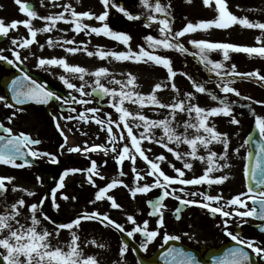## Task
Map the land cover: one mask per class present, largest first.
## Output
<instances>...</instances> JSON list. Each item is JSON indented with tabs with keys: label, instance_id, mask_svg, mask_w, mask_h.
Instances as JSON below:
<instances>
[{
	"label": "snow or ice",
	"instance_id": "snow-or-ice-1",
	"mask_svg": "<svg viewBox=\"0 0 264 264\" xmlns=\"http://www.w3.org/2000/svg\"><path fill=\"white\" fill-rule=\"evenodd\" d=\"M15 3L19 5L22 13L27 14L29 19L22 21L12 20L10 23L6 24L5 21L0 18V36H8L10 30H16L18 25L22 24L27 29L29 38L11 39V44L15 46L12 49L11 59L6 55L0 54V60L15 65L22 73L21 76H16L9 85L11 90V100L18 104H23L26 100H33L42 104H47L51 100L62 101L64 104L69 105L71 112H76L77 109L71 106L72 103L74 102L81 105L89 104L90 101L83 98L85 96H91L93 93L98 92L101 99L108 97V103L118 114V119L113 120L111 113H106L103 119L95 115L92 117L85 115V113H98L100 109L96 107L86 108L83 112L79 113V118L85 121L93 119L102 129H105L106 126L108 141L111 143L110 150L111 152L116 153L114 158L118 165L122 166L125 160H130L132 162V171L135 174V186L129 188V191L133 198H135L138 193H147L153 188L161 189L162 194L157 198L155 203H153V201H148L150 207L153 208V211L149 215L159 216V219L157 220V228L154 230L148 229L149 222L147 220L143 221L142 225L138 224L133 215H127L126 220L131 222L134 227L131 230H126L123 224L110 218L107 212L101 213L96 210L91 212L85 211L74 218H70L68 222L57 223L45 213L43 208L45 200L48 199V195L42 197L38 203H32L31 205L26 204V201L23 198H20L12 204L3 202L4 211L0 212V260L3 261V264H99L94 256H85L82 249L79 247L78 241L80 237L77 233V229L82 227V222H98L102 226L114 228L122 233L126 232L128 237H134V234L140 233L144 237L143 242L140 244V248L146 251L149 244L161 235L160 229L165 227V220L162 211L165 206L162 202L169 196L177 199L182 205L198 204L205 209H209L212 213H219L224 218L222 220L224 232L236 243L231 247L226 248L222 254L213 255L210 258L211 264H253L250 252L246 249H251L252 253H255L258 257L264 258V246H260L255 239L243 238L240 233H234L233 231H230L228 227L230 224V217L233 215H238L241 218L255 216L264 220V192L258 194L259 199H257L256 196L247 197V199L254 202L251 209H248L246 200L241 198L244 196L243 193L232 197L230 200L224 201L223 205H219V202L224 199L223 196L219 194L209 195L200 192L186 193V195L192 197L200 195L203 197L202 201L184 199L180 195H177L178 191L181 193L185 192L183 186L186 185L198 186L204 183L209 185H219L229 178L227 174L216 177L209 175L214 171L230 166L226 163H217V160H227L229 141L226 133L217 131L214 123L211 125L209 124V118L223 114L230 116L233 124H239L240 121L232 115V102L228 101L226 96L221 98L214 93H209L203 83L197 82L187 73L182 74L192 82L196 92L210 94L211 98L218 101L220 106L206 109L193 103L195 98L193 92L184 93L183 97H181L180 90L177 88L174 81L171 84V88L177 93V95L173 98L172 103H163L157 96L158 90H161L162 87H167V85H162V83H156L152 92L145 95L133 90L134 88H137L138 85L136 84V77L131 73L121 74L126 75V79H116V75L107 67L101 66L94 71H90L84 66L69 63L66 57H41L38 59L37 67L45 68L46 70L50 66L61 67L64 70V74L59 76V80L67 89L79 93L81 98L77 99L72 96L71 91L68 96L57 94L55 91L50 90L45 83L33 79V77L21 67L23 61L27 59V57H22L20 50L29 48L33 43H38V32H51L57 28L58 22L63 21L64 23L71 24L72 30L77 34L81 31L87 30L89 35L92 33L97 35L104 34L121 41L126 45L129 43L131 37L123 32H113L107 23H103L101 27H93L83 22L84 18H94L103 22L109 15L107 10L96 15L94 12L90 11H76L71 3H67L63 5V11L39 17L38 13L30 3L24 2V0H15ZM43 3L44 0H41L42 6ZM102 3L104 4L105 9L112 6V0H102ZM141 3L145 8L149 9L147 21L158 22L160 25L159 38L152 35L145 37L149 42L148 48L139 46L138 51H133L130 47L127 51H116L106 50L98 46L97 50L93 52L88 50L84 41L77 44L74 39L57 38L54 40L52 37L48 38L47 44L49 47L56 45L64 47L65 45H69L65 50L70 54L83 51L88 56L96 55L101 59L111 57L117 61H133L137 63L152 61L156 65L165 67L168 72L169 80H173L177 75V71L172 67L171 58L156 54V49H173L181 53H187L189 51L188 48L180 42L179 38L184 37L186 34L194 32L197 29L207 30L213 26L219 29H226L233 24L239 23L248 28L264 30V22L250 21L247 17H237L229 10L227 0H214L218 13L215 19L200 20L196 24L188 22L181 30L173 32L170 20L166 18L170 15L167 11L170 4L162 5L160 0H141ZM203 3L205 6H212L213 0H203ZM117 7H119V11L125 16H128L129 19H139V16L133 15L124 7L118 5ZM65 13H68V16H66ZM155 13H162L165 18H159ZM35 18L43 20L45 22L44 27L35 28L32 23V19ZM149 26H151V24H149ZM59 31L64 30L59 29ZM260 39L261 37H257L258 41ZM189 43L196 49V51L190 54L198 57L210 72L215 73L216 77L219 79L217 87L224 94L227 95L229 93H234L237 96L241 95L236 88L232 87L233 81L238 77H257L259 81L264 82V75H261L258 70L248 73H240L237 71L236 65L233 64L228 68L223 62L230 59V51L244 52L249 55L258 54L259 56L264 57V46L249 47L235 43L212 42L203 39L190 40ZM81 45L85 46L81 47ZM39 47L43 48L44 45L41 44ZM214 50L222 51L223 61H213L209 59V53ZM3 51V49H0V53ZM89 75L94 77L91 85H89V81L85 78ZM109 77L110 79H108ZM73 79L79 80L81 83L77 85L72 82ZM104 79H108V82L111 85H118L119 90L117 87L107 86L102 82ZM86 86H91L92 92H85ZM244 98L251 100L250 97ZM126 101L138 105L140 109H142L145 106V102H147L148 105L154 106V110L155 108L167 109L168 114L161 119H151L144 115L140 110L135 112L129 110L124 106ZM0 102H3L6 107H13L5 96H0ZM256 103L264 102L256 101ZM177 111L186 113L189 119L181 124L176 120ZM13 116H15V113H13L12 116H9L8 120L11 121ZM75 118L76 117L73 116L65 117L67 120ZM255 123L260 136L264 137V117L257 116ZM181 127L183 128L182 132L179 131ZM0 128L6 133V135H0V163L23 167L25 164L31 163V161L28 160V156L34 158L49 156L52 158L53 163L57 162L53 154L33 149L31 145H38L41 142L32 139L29 134L23 132L13 134L12 129L5 127L3 123H0ZM57 128L60 129L61 135L64 136L65 143H67V136L64 134L63 129L60 128L59 123H57ZM114 128L117 130L116 132L113 131ZM140 128H143L142 132H134V129L139 130ZM157 128L162 129V135L159 137H157L154 132V129ZM190 130L194 131L190 132ZM144 141L159 144L165 148L167 152L172 153L177 160H183V168H176L175 165L169 163V166L174 169L177 175L173 176L166 174L162 170L160 163L167 160L166 156L161 153L154 159L150 158L148 155L150 149H144L142 147ZM214 142L223 144V153L218 154L209 148V145ZM172 143L177 147H179L180 144H187L190 147V151L183 153L177 151L169 146ZM245 143H248V141H245ZM85 144H87V142H85ZM121 144L122 147L120 146ZM200 146H203L207 150V157L198 154V148ZM60 147L63 149L65 145L62 144ZM258 149L255 166L251 168V177L253 180H256L258 185H264V166L261 165L260 161V154L264 153V144H259ZM67 150L69 152L84 151L85 153L88 151L95 152L97 150H103L107 153L109 149L104 145H92L90 148L86 147L83 149H81L80 146L68 147ZM237 151L239 150L237 149ZM138 157L145 161L148 167V170L144 175H141V173L135 168V162ZM188 157H191L192 159H200L202 161L206 159L210 167L206 168L204 173L198 177L194 176L193 178H187L185 176V170H191L193 168L192 163L187 159ZM17 158L23 160V164H17ZM258 170L259 178H257ZM79 171H86L89 173V183L96 186L93 176L100 174L95 161H92L91 166L84 170L76 168L66 169L59 177V183L50 190L53 205L57 209L59 208V205L55 203L56 194L58 190L64 188L65 177L69 173ZM124 175L126 174L121 168L119 176L112 178L105 186L98 188V191L95 194V199L90 201V203L95 204L97 201L107 199L111 202L112 209H121V204H119L113 196L109 195V192L118 186H124L125 188L129 187L122 179H120V177ZM145 176L154 177L152 183L144 182L141 184L140 181H143ZM12 179L13 178L11 177L0 175V194H3L6 191L5 181H11ZM100 179H104V176L100 175ZM176 185H180L181 187L177 189L175 187ZM12 190L17 191L18 189L14 187ZM19 190L27 191L24 189ZM248 192L251 193L252 189L249 188ZM28 195L31 196L34 195V193L28 192ZM62 198L68 199L69 197L64 195ZM72 199H75V197H72ZM210 202H216L219 206H213ZM257 205L259 206V211H257ZM232 206H242L246 210L240 211L236 207H233L231 212L226 210L228 207ZM23 207L30 209L28 217L25 218V223H21L18 218L23 215L21 211ZM181 212L182 209L180 207L175 209V216L177 219L180 218ZM42 220H49L53 223L55 230L49 231L46 227H42ZM60 230H69L71 235V240L63 247L59 244L53 245L51 243L54 237H59ZM261 230H264V226L261 227ZM5 233H7V235H5ZM185 235L188 234L185 233ZM180 239L181 237L179 235H170L167 232L163 233V244H168L169 241H178ZM163 244L161 247H163ZM101 247H103V245H101ZM65 248L67 250H65ZM128 249V243L124 242L120 248L121 257L125 255ZM132 251H136V249H132ZM161 259L164 260V264H203V262L191 251H186L185 248L177 247L175 245L168 247L166 251H163L161 253ZM141 264H143V261H141Z\"/></svg>",
	"mask_w": 264,
	"mask_h": 264
},
{
	"label": "rangeland",
	"instance_id": "rangeland-1",
	"mask_svg": "<svg viewBox=\"0 0 264 264\" xmlns=\"http://www.w3.org/2000/svg\"><path fill=\"white\" fill-rule=\"evenodd\" d=\"M173 2L178 5V7L181 10V14L184 15L183 20L180 23H177L173 26L175 30L179 31L181 30L188 22H192L193 24L198 23L200 20H209V19H215L218 15L217 9L215 7V3L213 0L212 6H205L203 3V0H190L189 2H185L184 0H173ZM41 4L36 3V6L38 9H40ZM112 5L115 4L112 2ZM227 5L229 10L236 15L237 17H247L250 21H260L264 22V0H227ZM99 6V8H97ZM239 6V7H237ZM92 7L93 11L98 12L96 15L104 12L105 6L102 3V0H92ZM112 9V6L108 7ZM0 18H2L5 23H10L12 20H18L22 21L25 19H29L27 14L22 13L20 11L19 5L15 3V0H0ZM126 18V17H125ZM127 22V21H126ZM32 23L35 28H42L44 27L45 22H43L39 18L32 19ZM128 24L125 27L126 34H128L131 39L129 43L122 44L113 41H99L101 43H97V45H104V49L106 50H116V51H127L129 47L133 51H138L139 46H143L142 43H145V40L136 36L137 32V26L134 23L127 22ZM151 22H147V24H150ZM131 24V25H130ZM157 26H160L159 23H156ZM102 23L94 24L93 27H101ZM141 27V24L140 26ZM173 30V29H172ZM173 30V32H175ZM44 32H38L37 33V41L38 43H33L29 48L21 49V55L22 57H27L23 61V63H27L32 65L35 59L45 57V58H60V57H66L67 59H70L72 56L70 53L66 52V47L69 45H65L64 47H60L59 45L49 47L48 44L43 48L39 47L40 39L39 34ZM47 33V32H45ZM257 37H261V39L258 41ZM12 38H29V33L27 29L21 24L18 25L16 30H10L8 36H0V49L6 50L5 52L8 53L7 56L11 59L12 58V49L15 47L11 44ZM110 38V36H108ZM101 40V35L95 34V38ZM180 42H182L185 46L189 47L193 52L196 51L194 46L189 43L190 40H208L212 42H228V43H235L238 45H244L249 47H261L264 46V30L260 29H253L248 28L245 26L240 25L239 23L233 24L230 27L226 29H219L216 27H212L207 30L197 29L194 32L186 34L184 37L179 38ZM90 46L89 44H87ZM146 48L147 45L145 44ZM91 48V46H90ZM93 52L97 50V47H92ZM80 52V51H79ZM214 52L219 57H223L222 51H215ZM4 53V51L2 52ZM156 54L162 55L160 52L156 51ZM167 56L168 55H163ZM89 57V56H88ZM171 57V56H170ZM174 57V56H173ZM171 57V58H173ZM220 57V58H222ZM229 61H225L228 63V65H236L237 71L240 73H248L253 71H259L260 73L263 72L264 75V57L259 56L258 54H252L249 55L244 52H235L230 51L229 52ZM92 60L96 61L93 63V65H90L86 67L90 71H94L97 68L103 66L110 69L112 73L116 75V79H126V75L121 74H127L131 73L136 77V84L138 85L137 88H134L133 90L138 91L140 93H143L145 95L150 94L152 92V89L156 83H162V85H167V87H162L161 90L157 91L158 98L163 103H172L173 98L177 95V93L171 88V84L174 81L177 88L180 90V95L183 97L184 93L187 92H193L194 93V100L193 103L204 107L206 109H209L211 107H218L219 102L216 100H213L211 98V95L208 93H198L193 87L192 82L182 73H192L193 79L197 80L199 83H203L205 87L208 89L209 93H214L218 97H221V90L216 86V84H210L209 77H216L215 73H212L208 70V68L205 67V65L201 66L199 63L193 64L192 59H187L186 66L182 65H174L173 69L177 71V75L173 78V80H169L168 78V72L167 69L163 66L156 65L152 61H146V62H133V61H117L111 57L107 59H101L96 55L90 56ZM191 58V57H190ZM201 64H203L200 61ZM23 66V64L21 65ZM85 67V66H84ZM5 70V68H0V70ZM89 81V85H91V82L93 81L94 77L92 76H86L85 77ZM110 79V77L108 78ZM108 79H104L102 82H104L109 87H117L119 90L118 85H111L108 82ZM238 80L239 77L237 78ZM246 82L254 81L258 83V79L256 78H245ZM80 83H77L79 85ZM235 87V86H232ZM262 87V86H261ZM91 89V86H86L85 91L89 92ZM214 88V89H213ZM264 89V87H262ZM240 93H245L247 95L251 96V91L248 90L249 87H247L246 84L238 85V88H236ZM0 96H5L3 89L0 87ZM222 96L228 97V101L232 102V108L233 110L232 115L236 117L240 121L239 124H233L231 122V117L226 116L223 114L216 115L209 118V124H215L216 130L221 133H226L227 138L229 141V148L227 150V160H217L219 161V164H228L229 167H224L223 171L225 174L228 175V179L224 181L223 183L228 184L230 189L225 193H220V195L223 196V198H228V200L231 199V196L233 194H241L245 193L242 189H246L245 184L241 186L240 182H243L244 179H241L243 177V173L246 169V158L248 155V147L247 143H245L246 138L251 130V125L253 122H255L256 117H264V103H247V101H242L241 99H237L234 93L232 96L229 94H222ZM262 97L264 99V94H262ZM222 98V97H221ZM233 98V99H232ZM79 99V98H77ZM84 99H88L90 101L87 105H81L77 104L80 108L82 106L90 107V106H96V101L92 95L86 96ZM109 98L106 97V100H103L100 102L102 105L108 104ZM63 106H68L67 104H64L62 102ZM125 107H127L129 110L135 112L137 110L142 111V113L146 116H148L151 119H161L165 115L168 114L167 109H160L155 108L152 105H148L147 102H145V106L140 109L138 105L132 104L128 101L125 102ZM6 106L3 102H0V112L4 113L6 110ZM84 110V109H82ZM81 110L77 109L76 115L79 116ZM105 112H100L99 114H95V116H98L99 118L105 117ZM86 115V114H85ZM194 115V114H193ZM87 116V115H86ZM92 115H88V117H91ZM189 117L186 113H181L177 111L176 114V120L183 124L185 120H188ZM91 120V119H90ZM142 132L143 128H140L139 130L134 129V132ZM179 131H183V128L181 127ZM194 130H190L192 132ZM116 132V130H115ZM155 132V131H154ZM156 134V133H155ZM162 135V129L157 128V136ZM122 145V144H121ZM172 147L179 151L182 149V151L187 150L190 151V147L187 144H180L179 147H177L174 143L171 144ZM150 142L144 141L142 144V147L144 149H149ZM209 148L218 153L221 154L224 152L223 144L221 143H213L209 145ZM237 149L239 151H237ZM198 154L200 156L207 157L208 152L203 147L200 146L198 148ZM189 162H197L199 161L203 165V169L205 171L206 168L210 167L207 160H196L192 159L191 157L187 158ZM2 163H0L1 165ZM144 165V162L137 158L135 162V168L138 170L141 166ZM123 167V172L126 174L125 176L121 177L125 184H127L129 187L125 188L124 186H119L120 191L117 193H111V190L109 192V195L113 196L115 200L121 204V209H112L111 208V202L107 199L103 201H97L95 204L90 203V201L95 199V194L98 191L99 187L105 186L107 183L110 182V179L108 176H104V179H100L98 175H96L95 185L92 186V189L90 190V198L88 201H85L86 199V192L81 190V188H77L76 190V206H66L64 210L67 212L66 217H72L75 216V213L80 212H91L93 210L99 211L101 213L107 212L110 216V218L115 219L118 223H121L124 225L126 230H131L134 225L131 222H128L126 220L127 215H133L136 219V222L138 224H143V221L147 220L149 222L148 229L154 230L157 228V218L154 219L150 217L149 210L147 207V202L152 194L149 193H138L135 198H133L130 195L129 188L134 187V179L135 174L132 171L133 164L130 160H125L123 165L120 166ZM144 170V169H142ZM15 173V172H14ZM10 173L6 174V168L5 166H0V175L8 176ZM144 175V174H141ZM13 178L11 181H5V185L7 188V192L4 196L0 198V212L4 211L3 208V202H6L7 204H12L16 201H18L20 198H23L26 201V204L31 205L32 203H38L42 199V194H36L37 190L40 187V182H38L37 186H28L26 183L27 180H21L22 182L20 184H16L17 178L12 176ZM145 182H148L149 176L144 179ZM141 184L144 183V181H140ZM234 186V187H233ZM17 188V191H13V188ZM19 189H24L27 191H22ZM28 192L34 193V195L29 196ZM82 194L83 202L81 204L78 203V196ZM12 195V196H10ZM11 198V199H10ZM244 199V197H243ZM240 207V206H239ZM101 208L103 211H101ZM237 208V207H236ZM76 209V211H75ZM23 215L18 217L20 220L25 219L28 217L30 209L27 207H23L21 209ZM163 211V218H169L165 216L166 208L162 209ZM76 217V216H75ZM64 218V217H61ZM238 220V219H237ZM177 224V225H176ZM42 227H46L49 231H54V225L49 220H42ZM161 235H159L154 241H152L147 250L145 251L143 249V252L146 256H150L155 251H157L159 248H161V245L163 244V233L167 232L170 235H179L181 237V229L178 223H174L173 226H169L168 221L165 223V227L160 229ZM77 233L80 237L78 244L79 247L82 249L85 256H94L99 264H139L137 261V258L135 257L132 248L129 246L128 251L125 253L123 257L120 255V248L122 247V239H121V233L119 230H116L111 227H105L101 226L94 222H82V227L77 229ZM7 235V233H5ZM257 234L254 235V239H257ZM133 241L138 243L139 245L143 242L144 239H141L139 233L134 234V237H132ZM71 240V235L69 230H60L59 237L53 238L51 243L53 245L59 244L60 246H64L67 242ZM94 241V242H93ZM103 245V247H101ZM164 245V244H163ZM65 250H67L65 248Z\"/></svg>",
	"mask_w": 264,
	"mask_h": 264
},
{
	"label": "flooded vegetation",
	"instance_id": "flooded-vegetation-1",
	"mask_svg": "<svg viewBox=\"0 0 264 264\" xmlns=\"http://www.w3.org/2000/svg\"><path fill=\"white\" fill-rule=\"evenodd\" d=\"M24 2L34 3L35 6L33 7L38 13L39 17L61 12L63 11V5L67 3H71L73 8H75V10L79 12L90 11L94 12L95 14L98 13L96 11H93L92 0H44L43 6L39 5L40 9L37 8L36 3L41 4V0H24ZM112 2L115 5H112V9L107 8L109 15L105 21L101 22L94 18H84L83 22L91 26L99 22L102 23V25L103 23H107L109 28L113 32L126 33L125 15L119 11V7H117V5L122 6L125 9H129L140 4L141 0H112ZM162 3L163 5L170 4V7L167 9V11L170 13L168 19L171 22L178 23V21L181 22L183 20L184 15L181 14L182 12L180 8L173 2V0H164V2L162 1L161 4ZM97 8H99V6ZM65 15L68 16V13H65ZM59 29H63L64 31H59ZM172 29L175 30V28L173 27ZM39 35L40 45L42 44L46 46L49 37H52L54 40L57 38L74 39L77 44H79V42L81 41H84L89 51L94 50L92 49V47H106L102 44L97 45V43H101L99 41L102 40L107 42L108 40L113 41L116 42V44L120 42L114 38H108V36L104 34H100L101 40L94 39L95 33L89 35L87 30L81 31L79 34H77L72 30L71 24L64 23L63 21L58 22L57 28L53 31L47 33H40ZM87 44H89L91 48ZM85 45H81V47H84ZM185 47L188 48L187 46ZM188 50L189 51L187 53H181L177 50L169 49L167 53L172 55V57L174 56L173 58L170 57L172 60V67L176 64L186 66V64L188 63L187 59H191V50L189 48ZM5 51L6 50H4V53L0 54L7 56L8 53H6ZM71 56L72 57L70 59H67L68 62L71 64H78L81 66L88 67L96 62L92 60L90 56L88 57V55L83 51L71 54ZM38 59L39 58L35 59L34 61H31L33 62L32 65L23 63V66L21 67H23L24 70L33 77V79H36L38 82L46 83L50 90L55 91L57 94L68 96L71 90L67 89L66 86L63 85V83L59 80V76L64 74V70L59 66H50L47 68V70L45 68L37 67ZM192 63L195 64V59H192ZM1 67L5 68L6 71L2 69L0 70V81L5 76L12 77L13 73H15L19 69L15 65L9 64L3 60H0V68ZM72 82L76 84L81 83L79 80L76 79H73ZM3 92L5 94V97H7L8 99V102L12 104L9 98V94L4 90ZM90 92H92V88L89 90V93ZM71 94L76 98H81L80 94L75 91H71ZM92 96H94V93L92 94ZM71 106L81 110L80 112H83L86 108H89L85 106H82L80 108L74 102ZM90 107H96L100 109V111L95 114H99L103 111L105 113H111L113 120L118 119V114L109 105V103L103 106L100 104V102L96 101V106ZM13 113H15V116H13L12 120L9 121L8 117L12 116ZM85 114L87 116L95 115L92 113ZM68 116H73L76 118L72 120L65 119V117ZM101 119H103V117H101ZM0 123H3L5 127L11 128L13 134H19L23 132L29 134L32 139L39 140L41 143H39L38 145H31V147L40 152L51 153L56 158L57 162L53 163L52 158L49 156H40L35 158L30 156L32 157L31 163L25 164L23 167L5 165L3 163L0 165L5 166L6 174L10 173V177L14 176L15 178H17V181L15 182L16 184H20L22 182L21 180H27L26 183L28 184V186H37L38 182H40L41 185L37 190L36 194H42V197L48 195V199H46L45 201H51L52 205L53 200L50 195V190L54 188L57 183H59V177L63 174L66 169L76 168L84 170L91 166L92 161H95L98 167L99 174H104V176H108L110 179L119 176L121 168L123 170V167H120L121 165H118L114 158L116 153H113L110 150L111 143L108 141V133L106 131V126L105 129H102L101 126L96 124L93 119H88L87 121L81 120L79 116L76 115V112L70 111L69 105L63 106L62 101L51 100L47 104L37 103L25 107H18L14 105L13 107H7L4 113L0 112ZM57 123H59L60 128L63 129L64 134L67 136V143H65L64 136L61 135L60 129L57 128ZM115 130L116 129L114 128L113 131ZM154 131L156 133L155 135L157 136V129H154ZM0 135H6L2 128H0ZM85 142H87V144H85ZM62 144L65 145L63 149L60 147ZM92 145H104L109 150L107 151V153H105V151L103 150H97L95 152L88 151L86 153L84 151L69 152L67 150L68 147L80 146V148L83 149L86 147L90 148ZM120 146L122 147V145ZM169 146L172 147L171 144ZM149 149L150 152L148 153V155L150 156V158L154 159L161 153L166 156L167 160L164 162H160L162 170L166 174L173 176L177 175L174 169L169 166V163L175 165L176 168H183L184 161L177 160L172 153L167 152L166 149L160 146L159 144L150 142ZM179 151L182 153L187 152V150L182 151V149H180ZM16 163L23 164V161L17 160ZM191 163L193 165V168L191 170H185V176L187 178H193L194 176L198 177L204 173L203 165L199 161ZM217 163H219V161ZM223 169L224 168H221L217 171H214L213 173H210L209 175L212 177L224 175L225 172L223 171ZM147 170L148 167L146 163H144L143 166L138 168V171L141 174H145ZM51 171L54 172L56 178V181L53 184L50 183V179L48 177V174ZM88 175L89 173H87L86 171H79L69 173L65 177V186L63 189L57 191L55 199V203L59 205V208L57 209L53 205L58 223L68 222L70 218H74L78 214L82 213H75V216L66 217L67 212L64 210V208L68 205L72 206V204H74L73 207L76 206V200L72 199V197L76 198L77 188H81V190L86 192L85 201H88L91 193L90 190L92 189V184L88 181ZM100 175H98V177H100ZM145 178H147V176H145ZM93 179H96V175L93 176ZM153 179L154 177L149 176L148 183H152ZM241 179H243V177H241ZM143 181L145 182V180ZM84 184H87V186H85ZM240 184L242 186L244 184V181L240 182ZM175 187L179 189L181 186L176 185ZM183 187L185 188V192L181 193L178 191L177 195H180L184 199H195L197 201H202L203 197L200 195L192 197L190 195H186V193L200 192L209 195H220V193H225L230 189V187L226 183H222L219 185H209L207 183H204L198 186L186 185ZM242 190L245 193L243 197L246 200L247 207L248 209H251L253 207L252 200L247 199V197L252 196V193H249L246 189ZM118 191H120L119 186L112 189L111 193L115 194ZM6 192L1 194L0 198L4 196ZM147 193L152 194L151 198H154L158 194H161V189L153 188ZM64 195L68 196L69 198L63 199L62 196ZM234 196H236V194L232 195V197ZM77 198L78 203L81 204L83 202L82 194L79 195ZM227 200L228 198H224L222 201L219 202V205H223L224 201ZM210 203H212L213 206H219L216 202ZM163 205L165 206L163 207V209L166 208L165 216L169 217L165 218V223L168 221L169 226H173L174 223H178L181 229V241L186 245L196 250H199L200 252L203 251L202 255L204 257L205 254L212 248H219L222 245L235 242L232 241L231 238L228 237L224 232V228L222 225V220L224 218L219 213H212L209 211V209H205L198 204L182 205L177 199L172 196L166 197ZM177 207H180L182 209L179 219H177L175 216V209ZM233 207L234 206L228 207L226 210L231 212ZM240 208L241 211L246 210L242 206ZM101 211H103L102 208ZM237 217L239 216L233 215L232 217H230V224L228 226L229 230L233 231L234 233H240L243 238L254 239V235L256 234V232L253 230V216L244 218L239 217L238 220ZM20 221L21 223L26 222L25 219ZM94 223L99 224L98 222ZM185 233H187L188 235H185ZM256 236L257 239H255V241L260 246H264V236L258 233ZM253 254L259 264H264V258L258 257L255 253Z\"/></svg>",
	"mask_w": 264,
	"mask_h": 264
},
{
	"label": "water",
	"instance_id": "water-1",
	"mask_svg": "<svg viewBox=\"0 0 264 264\" xmlns=\"http://www.w3.org/2000/svg\"><path fill=\"white\" fill-rule=\"evenodd\" d=\"M14 76H16V75H13V79L15 78ZM11 79H12V77H5V78H3L1 80V85L7 90H8V83L11 81ZM98 96L100 98V94ZM28 101H33V100H26L24 103H27ZM13 102L15 104H17L15 101H13ZM247 141H248V145H249V150L250 151H249V155H248V159H247L248 167H247V172H246V184H247L248 188L252 189L253 192H258V191H260V189L264 185H258L256 180L252 179V177H251V168L254 167L255 163H256V154H257V152L259 150L258 149V145L259 144H264V139L260 136L259 130H258V128H257L255 123L252 125V129H251V132H250V134H249V136L247 138ZM250 153H251V155H250ZM260 161H261V165L264 166V153L260 154ZM48 176H49L50 181L54 182L56 180L53 171ZM257 178H259V170L257 172ZM156 200L157 199H155L153 201V203H155ZM261 227L262 226H257V227L254 226V228L256 230L263 232V230H261ZM122 238H123L124 242H127L134 249H136L135 253H136L137 257H138V260L140 261V263H141V261H143V264H164V260L161 259V253L163 251H166V249L168 247H171L173 245H175L177 247H183V248H185L186 251H191L194 255L197 256L198 259H200L203 262V264H205L203 259L201 258V255H200L199 252L188 248L187 246L183 245L179 241H169L168 244H166L163 248L158 250L154 255H152L150 257H146V256L143 255L142 249L137 244H135L132 241L131 237H128L126 234H123ZM232 245L233 244L224 246V247H222V248H220L219 250H216V251L213 250L207 255V257L210 259L213 255H220V254L223 253V251L226 248L231 247ZM251 259L253 261V264H257L255 258L252 255H251ZM0 264H2L1 260H0Z\"/></svg>",
	"mask_w": 264,
	"mask_h": 264
},
{
	"label": "trees",
	"instance_id": "trees-1",
	"mask_svg": "<svg viewBox=\"0 0 264 264\" xmlns=\"http://www.w3.org/2000/svg\"><path fill=\"white\" fill-rule=\"evenodd\" d=\"M146 14H149V9H146ZM215 53H212L210 52L209 53V59L213 60V61H223V57L220 58L219 55H214ZM229 61V60H228ZM225 66L230 68L231 66L228 65L227 62L223 61ZM261 75H263V72L260 73ZM210 84H217L219 83V80L218 81H212V82H209ZM241 84H246L247 87H249L248 90L251 91V96L250 95H247L245 93H240L241 95L240 96H236L237 99H241L242 101H247V103L249 104V106L251 105V103H255L256 101H261V102H264V99L262 97V94H264V89L260 88L257 84H254L252 82H246V81H242V80H237L235 79L232 83V86H235L234 88H238V85H241ZM214 89V88H213ZM222 94H224L223 92H221L220 96L222 98H224L225 96H222ZM233 93H230V95L232 96ZM244 97H250L251 100H248V99H245ZM226 99H228V97H226ZM233 99V98H232ZM45 213L50 216L51 218L53 217V214L50 210L47 209H44Z\"/></svg>",
	"mask_w": 264,
	"mask_h": 264
}]
</instances>
